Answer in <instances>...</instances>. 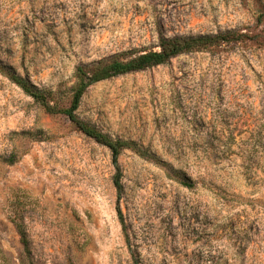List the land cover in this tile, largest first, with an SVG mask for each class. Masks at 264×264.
<instances>
[{
  "label": "rangeland",
  "instance_id": "374dc122",
  "mask_svg": "<svg viewBox=\"0 0 264 264\" xmlns=\"http://www.w3.org/2000/svg\"><path fill=\"white\" fill-rule=\"evenodd\" d=\"M227 31L87 88L119 169L0 72V264H264V0H0V62L63 107L80 65Z\"/></svg>",
  "mask_w": 264,
  "mask_h": 264
},
{
  "label": "trees",
  "instance_id": "16d2710c",
  "mask_svg": "<svg viewBox=\"0 0 264 264\" xmlns=\"http://www.w3.org/2000/svg\"><path fill=\"white\" fill-rule=\"evenodd\" d=\"M239 36L241 35H237L234 31L192 36H161L159 50L145 51L128 59L112 56L92 64L80 65L76 69V82L72 87V101L69 107L61 106L57 94L53 91L39 88L29 78L16 73L11 67H7L1 62L0 72L18 85L27 95L31 96L47 113L65 114L83 133L98 143L107 146L111 150L114 165L119 169L120 154L126 147H131V144L122 139H113L108 134L82 120L76 114L87 88L100 80L165 64L181 54L202 51L211 46L237 40ZM115 184L118 190H121L122 186L119 178H116ZM184 184L187 186L192 185L188 179L184 181ZM15 225L21 236L25 251L29 253V241L25 226L19 220H15Z\"/></svg>",
  "mask_w": 264,
  "mask_h": 264
}]
</instances>
